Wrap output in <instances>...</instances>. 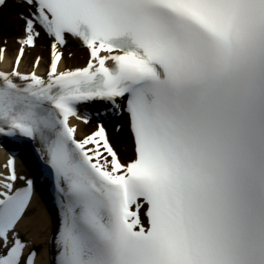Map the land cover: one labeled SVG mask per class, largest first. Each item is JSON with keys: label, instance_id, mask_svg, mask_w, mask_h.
I'll use <instances>...</instances> for the list:
<instances>
[{"label": "snow or ice", "instance_id": "snow-or-ice-1", "mask_svg": "<svg viewBox=\"0 0 264 264\" xmlns=\"http://www.w3.org/2000/svg\"><path fill=\"white\" fill-rule=\"evenodd\" d=\"M11 2L24 35L0 71V138L51 170L54 264H264V0ZM42 33L46 76L39 56L21 71ZM69 38L88 59L61 70ZM97 102L126 114L127 160L102 122L78 138ZM4 167L0 264H35L17 231L34 183L14 154Z\"/></svg>", "mask_w": 264, "mask_h": 264}, {"label": "bare ground", "instance_id": "bare-ground-1", "mask_svg": "<svg viewBox=\"0 0 264 264\" xmlns=\"http://www.w3.org/2000/svg\"><path fill=\"white\" fill-rule=\"evenodd\" d=\"M17 9L20 14L25 13L24 8L18 7ZM14 56L15 53L11 47L6 49L4 59L0 60V70L2 69L7 71L11 70ZM72 60L75 59L72 58ZM66 62H67L66 59H63L61 63V69L66 67ZM44 64H45V60H41L38 71L44 70ZM21 68L26 71H28L30 68L28 52H26V55L22 59ZM79 129H80L79 131L80 136H82V132L85 129V127L79 125ZM119 140H121V138ZM33 206H35V201L30 206V209H32ZM48 223H50V221L48 219V216H46V213L42 210L41 211L39 210L36 213L32 214L31 216H26L17 229L18 233H20L22 238H24L27 241V244L30 249L31 248L38 249L36 264H50L46 259L49 249L47 242L50 234L52 233L51 227Z\"/></svg>", "mask_w": 264, "mask_h": 264}, {"label": "rangeland", "instance_id": "rangeland-1", "mask_svg": "<svg viewBox=\"0 0 264 264\" xmlns=\"http://www.w3.org/2000/svg\"><path fill=\"white\" fill-rule=\"evenodd\" d=\"M0 16H2L0 17V32H2L4 36H9L11 34V31L9 30L10 24L4 21L6 17V12H3L2 14H0Z\"/></svg>", "mask_w": 264, "mask_h": 264}]
</instances>
